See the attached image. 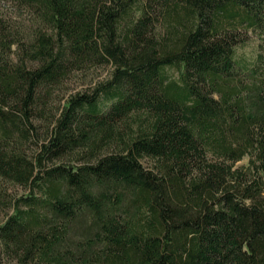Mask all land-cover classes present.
Returning <instances> with one entry per match:
<instances>
[{"label":"trees","instance_id":"1","mask_svg":"<svg viewBox=\"0 0 264 264\" xmlns=\"http://www.w3.org/2000/svg\"><path fill=\"white\" fill-rule=\"evenodd\" d=\"M13 2L0 264H264V0Z\"/></svg>","mask_w":264,"mask_h":264},{"label":"rangeland","instance_id":"2","mask_svg":"<svg viewBox=\"0 0 264 264\" xmlns=\"http://www.w3.org/2000/svg\"><path fill=\"white\" fill-rule=\"evenodd\" d=\"M0 14L7 17L14 25L23 26L25 29H29L32 23V17L29 16L28 12L24 9L16 5L13 0H0ZM244 42L239 48V52L245 56H253L259 51V42H262L263 37H258V35L248 30V32L244 33ZM107 68L100 70V76H104L106 74ZM94 72L90 71L87 75V79L92 77ZM84 74H80L78 76H74L72 81L68 83L69 88H76L81 86L80 80L84 78ZM144 165L149 166L150 161L148 159L143 160ZM247 163V158H244L237 162V165ZM8 191L10 194H20L24 192V189L21 186H12L8 185ZM4 210L0 208V220L4 216Z\"/></svg>","mask_w":264,"mask_h":264}]
</instances>
